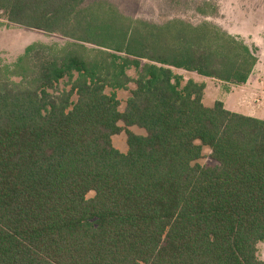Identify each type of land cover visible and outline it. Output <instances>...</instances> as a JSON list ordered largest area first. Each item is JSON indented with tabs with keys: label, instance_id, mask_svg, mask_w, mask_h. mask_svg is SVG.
I'll use <instances>...</instances> for the list:
<instances>
[{
	"label": "trees",
	"instance_id": "16d2710c",
	"mask_svg": "<svg viewBox=\"0 0 264 264\" xmlns=\"http://www.w3.org/2000/svg\"><path fill=\"white\" fill-rule=\"evenodd\" d=\"M0 19L67 40L0 67V264H264V119L173 70L240 85L253 47L102 0H0Z\"/></svg>",
	"mask_w": 264,
	"mask_h": 264
},
{
	"label": "rangeland",
	"instance_id": "374dc122",
	"mask_svg": "<svg viewBox=\"0 0 264 264\" xmlns=\"http://www.w3.org/2000/svg\"><path fill=\"white\" fill-rule=\"evenodd\" d=\"M112 3L124 15L152 22H165L178 18L191 23L208 21L219 25L228 33L238 37L248 46L255 49L257 61L249 74L244 87L238 88L228 102L238 113L264 119V0H102ZM67 42L61 35L48 33L40 29L29 28L23 25L10 23L0 19V67L12 68L24 49L35 43L61 47ZM183 76L184 80L193 79L203 82L205 93L203 103L212 105L218 97H224L231 91V87L224 82L188 72L182 69H173ZM129 74L134 76V70ZM133 83L128 89L116 90L122 110L125 100L130 95ZM135 133L143 130L132 126ZM112 144L121 152H125L126 134L121 131L112 136ZM209 149H203L204 157L200 163H211ZM91 196V193L88 194ZM257 257L264 260V242L257 243Z\"/></svg>",
	"mask_w": 264,
	"mask_h": 264
},
{
	"label": "crops",
	"instance_id": "0c3cea01",
	"mask_svg": "<svg viewBox=\"0 0 264 264\" xmlns=\"http://www.w3.org/2000/svg\"><path fill=\"white\" fill-rule=\"evenodd\" d=\"M251 74V73H250ZM210 78V77H209ZM211 79H213V78H211ZM247 81V80H246ZM226 85H229L230 87H231V91H229L228 93H226L225 94V96L223 97H218V98H216V99H214L212 102H214V101H216V100H220V101H222L223 102V104H224V106H225V108H227V109H229V110H231V111H235V112H237V111H239L238 109H232V108H230L229 106H228V102H229V99L233 96V95H235L236 94V90L238 89V88H235V87H244V83L243 84H240V85H234V84H230V83H225ZM204 93H205V85H204V90H203V98H202V101L204 100ZM230 103V102H229ZM210 104H213V103H210ZM206 105H208L209 106V104L207 103ZM251 115V114H250Z\"/></svg>",
	"mask_w": 264,
	"mask_h": 264
}]
</instances>
